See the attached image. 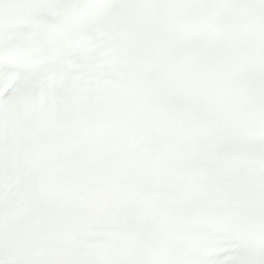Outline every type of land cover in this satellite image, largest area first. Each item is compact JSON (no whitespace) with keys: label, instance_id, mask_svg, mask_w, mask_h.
Listing matches in <instances>:
<instances>
[{"label":"snow or ice","instance_id":"1","mask_svg":"<svg viewBox=\"0 0 264 264\" xmlns=\"http://www.w3.org/2000/svg\"><path fill=\"white\" fill-rule=\"evenodd\" d=\"M0 264H264V0H0Z\"/></svg>","mask_w":264,"mask_h":264}]
</instances>
